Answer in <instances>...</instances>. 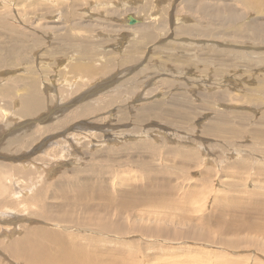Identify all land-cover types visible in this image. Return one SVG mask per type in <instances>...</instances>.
I'll use <instances>...</instances> for the list:
<instances>
[{"label": "rangeland", "instance_id": "rangeland-1", "mask_svg": "<svg viewBox=\"0 0 264 264\" xmlns=\"http://www.w3.org/2000/svg\"><path fill=\"white\" fill-rule=\"evenodd\" d=\"M65 254L264 264V0H0V264Z\"/></svg>", "mask_w": 264, "mask_h": 264}, {"label": "bare ground", "instance_id": "bare-ground-1", "mask_svg": "<svg viewBox=\"0 0 264 264\" xmlns=\"http://www.w3.org/2000/svg\"><path fill=\"white\" fill-rule=\"evenodd\" d=\"M135 20V19H134ZM137 21V20H136ZM132 23H133V21H132ZM13 82V81H12ZM95 83H97V82H95ZM95 83H91V85L90 86H94V84ZM42 87V86H41ZM31 98V97H30ZM28 101V100H27ZM25 102V101H24ZM28 104L30 103V102H27ZM22 104V103H21ZM28 108V107H27ZM26 111V110H25ZM30 111V110H29ZM18 112V111H17ZM23 112V111H22ZM7 113V112H6ZM5 113V114H6ZM35 113V112H34ZM21 115V114H20ZM22 226V225H21ZM241 226V225H240ZM233 227V226H232ZM237 227H238V225H237ZM228 228V227H227ZM235 228V227H234ZM230 230H232L231 228H230ZM239 230H240V228H239ZM27 236V235H26ZM34 254V253H33ZM74 254V253H73ZM32 256V255H31ZM30 256V257H31ZM34 257L36 256V255H33ZM32 256V257H33ZM31 257V258H32ZM33 257V258H34ZM75 258H77L76 256H74V255H68V254H65V256H64V261H65V263H67V264H79V262L81 261V257H79V258H77V259H75ZM28 259V258H27ZM32 261V260H31ZM45 262H47V261H45Z\"/></svg>", "mask_w": 264, "mask_h": 264}]
</instances>
